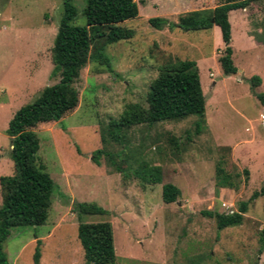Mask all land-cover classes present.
Returning a JSON list of instances; mask_svg holds the SVG:
<instances>
[{"label":"rangeland","instance_id":"rangeland-1","mask_svg":"<svg viewBox=\"0 0 264 264\" xmlns=\"http://www.w3.org/2000/svg\"><path fill=\"white\" fill-rule=\"evenodd\" d=\"M134 1L137 16L120 24L133 36L103 47L109 68L87 61L73 83L76 107L58 122L32 129L36 164L52 181L50 204L43 225L9 230L2 244L7 263L34 264L38 240L37 264H84L76 238L80 221L110 224L114 264H264V196L248 202L238 226L217 230L202 214L236 211L264 182V107L255 97L264 94V0H250L243 20L236 10L228 17L236 68L229 76L217 62L223 44L216 26L183 32L147 23L153 17L175 23L187 12L210 9L207 0ZM71 4V24L80 25L84 0ZM61 14V0H0V177L12 172L8 120L58 81L50 77V48ZM181 60L194 61L198 73L204 98L199 134L193 133L196 117L188 116L135 125L119 142L110 140L107 123L129 104L145 108L149 85ZM253 76L260 84L252 90ZM97 149L102 155L94 163ZM143 164L159 168L158 184L132 175ZM217 167L233 188L215 187ZM165 183L179 191L169 204L160 199ZM73 202L94 204L105 214L77 219Z\"/></svg>","mask_w":264,"mask_h":264},{"label":"trees","instance_id":"trees-1","mask_svg":"<svg viewBox=\"0 0 264 264\" xmlns=\"http://www.w3.org/2000/svg\"><path fill=\"white\" fill-rule=\"evenodd\" d=\"M219 4L211 10L190 11L177 17L175 23L153 17L147 23L154 29L175 27L180 31L207 30L216 26L223 44L217 58L221 73L225 76L236 73L231 60L230 26L227 14L231 10L242 9L250 0H217ZM142 5L145 0H137ZM62 14L57 23L50 48L52 69L50 77L58 81L41 90L31 103L18 108L8 120L5 134L10 138V160L12 172L9 176L0 177V264H8L2 251V244L9 235V230L16 227H38L44 224L50 204L52 181L36 164L38 140L32 129L40 124L58 122L70 113L77 105L78 93L73 87L79 71L87 61L94 60L109 68V61L103 47L121 40L130 39L133 31L120 26L122 22L137 16V5L134 0H84L81 10L83 22L71 24L75 9L71 0H61ZM251 89L260 84L258 77L250 78ZM255 97L264 107V94L255 93ZM146 107L129 104L118 119L107 123L106 134L113 142L123 138L128 128L157 122L179 120L195 116L193 133L198 135L204 125V98L200 89L198 73L194 61H175L169 69L155 79L148 88L145 97ZM102 155L95 150L91 160L98 163ZM107 155V154H106ZM110 157L111 155H107ZM122 176L127 175L115 166ZM132 175L152 184L160 182V170L157 166L140 165L132 170ZM215 187L233 188L228 175L219 167L215 170ZM179 191L169 183L160 187L162 203L175 201ZM264 196V182L258 191L251 194L248 201L239 202L236 211L230 214H219L205 211L202 214L212 218L217 230L238 226L247 204L257 197ZM72 212L77 219L83 214L103 215L105 211L94 204L72 203ZM76 238L82 251L84 264H114L112 234L107 222H78ZM260 240L264 243V232ZM32 255L34 264L39 258L38 245L35 241Z\"/></svg>","mask_w":264,"mask_h":264},{"label":"crops","instance_id":"crops-1","mask_svg":"<svg viewBox=\"0 0 264 264\" xmlns=\"http://www.w3.org/2000/svg\"><path fill=\"white\" fill-rule=\"evenodd\" d=\"M208 1V2H207ZM206 2H205V4L207 5V6H210V9H207L206 7H200L199 9H195L194 11H202L203 9L204 10H211L213 7H215L216 5H218L219 4V1H217V0H207ZM250 4V1L248 2V4H247V6ZM246 6V7H247ZM246 7H244V8H242V9H237L236 11H240V13H241V15H240V18H241V20H243L244 18H243V11L246 9ZM233 11H235V10H231V11H229L228 12V14H227V20H228V17L230 16V14H231V12H233ZM137 14H138V11H137ZM230 26V25H229ZM211 29V28H210ZM241 33H242V37H244L245 39H250L249 38V34H248V30L247 29H242L241 30ZM251 40V39H250Z\"/></svg>","mask_w":264,"mask_h":264}]
</instances>
